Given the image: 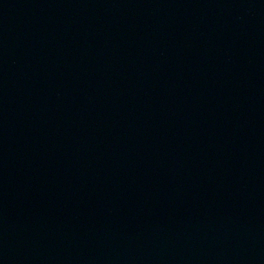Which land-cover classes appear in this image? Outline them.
I'll use <instances>...</instances> for the list:
<instances>
[{
  "label": "water",
  "instance_id": "1",
  "mask_svg": "<svg viewBox=\"0 0 264 264\" xmlns=\"http://www.w3.org/2000/svg\"><path fill=\"white\" fill-rule=\"evenodd\" d=\"M0 264H264V0H0Z\"/></svg>",
  "mask_w": 264,
  "mask_h": 264
}]
</instances>
